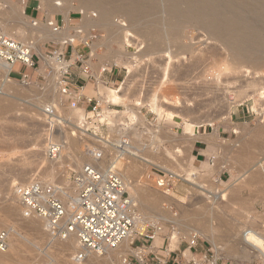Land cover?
Segmentation results:
<instances>
[{
	"label": "rangeland",
	"instance_id": "rangeland-1",
	"mask_svg": "<svg viewBox=\"0 0 264 264\" xmlns=\"http://www.w3.org/2000/svg\"><path fill=\"white\" fill-rule=\"evenodd\" d=\"M2 3L5 5L4 7L0 5V19L8 18L7 22L10 24L13 19L17 27L20 25L18 30L13 27L11 30L13 33L10 32V34L23 44L29 42L35 44L36 67L32 70L39 75L35 80L29 78L18 80L11 77L12 82L5 84L3 94L0 95L2 106H12L10 111L0 112V233L4 232L9 237L5 250L8 254L0 264H43L52 259L54 260L51 262L58 264L57 259L60 258L56 250H53L54 243L48 242L51 239L35 237L29 228L21 223L20 218L9 219L6 216L5 208L8 205H13L20 210L17 196L14 194L15 187L37 179L49 185L55 184V186L70 189L73 171L80 170L91 160L87 155L88 148L98 149L104 153L103 160L96 162L95 165L99 164L106 169L117 157V152L112 147L109 148L108 143L113 144L115 141L122 140V133L125 131L128 134L129 130L134 131L137 136L134 140L136 151L145 154L149 163L134 161L136 162L135 170L130 172L127 167L133 159H123V166L116 169L124 176L127 184H130L139 198L136 200L140 204L137 209L140 216L139 230L145 223H150L152 226L145 233L146 235L138 234L135 237L134 249H142L144 252L146 248L154 244L162 245L165 242L174 250L181 244L186 245L193 236H196L199 242L198 249L202 246L203 251L199 252V258L193 256L184 260L181 255L183 259L181 264L193 263V261H197L198 264H264V258L254 253L240 240L247 229H253L264 237V176L258 170L248 173L257 162L264 158V132L260 130L264 129V113L262 112L264 98L258 96L264 88V62L261 67L249 66L247 69H237V71L231 60H228L230 56L226 48L218 40H214L207 31L194 28L185 29L183 37L186 38L181 39L182 47L185 45L184 48L192 49L193 55L182 54L184 58L182 59L180 55L181 59H179L176 54L180 47L164 44L158 50L160 52L155 50L154 53L143 57L142 54L148 49L147 46L151 45V41L139 38L131 42L130 46L124 36L119 35L116 40L107 30L110 26L104 27L96 17L90 14L88 15L89 26L85 28V21L77 1H70L68 7L60 1L56 11L53 12L41 0H0V4ZM33 5L36 8L35 16L31 15ZM66 12L70 15L68 22L65 17ZM122 20V17L118 15L112 20V25L118 27ZM3 22L6 23V21ZM12 25L13 23L10 26ZM55 26L59 28L58 32H66L71 37L70 42L67 41L61 45L45 38L42 40L43 33L46 30L55 29ZM79 29L83 31L80 32ZM55 52L65 54L66 62H58L57 56H54ZM38 53H44L49 57L50 62L44 59L42 61ZM172 54L175 55L172 57ZM132 55L138 58L134 71L129 76L125 63L132 58ZM215 56L216 58L213 59ZM217 56L220 58L218 59ZM113 57L117 63L107 70H113L111 74L115 72L114 84L103 83L96 86L94 79L102 75V69ZM202 57L205 59L203 60ZM212 59L218 61L212 63ZM74 63H77L82 73L85 67L90 68V75H84L91 85L84 94L88 98L99 101L102 113L100 118L92 114V108L96 102L88 106L89 102L86 98H82L78 108L75 109L71 106V101L62 97L60 86L58 89L55 88L56 78L59 77L56 75L57 70L62 72L66 70L65 67L70 66L71 73V66ZM184 64L185 66L193 65V69L200 67L197 68L198 72L192 70L189 77L179 80L175 71L186 69L188 66L181 68ZM173 75L176 78H173ZM176 79L181 81L180 83L178 81L180 85ZM182 81L187 85L182 84ZM190 84L193 85L192 92L189 91ZM172 86L173 89H171ZM205 86L206 89H204ZM196 87L197 89L200 87L201 91ZM110 90H121L123 99L119 104L110 101ZM164 90L167 92L170 90L172 94L176 93V97L171 93L169 94L174 98L169 97L167 92L163 93ZM238 93H241V96ZM163 94L167 95L166 98ZM230 94L234 100L237 97L235 101L238 98L241 100L238 99L232 107L231 114L227 116L222 110ZM154 96L157 98L158 105L165 111L161 116L151 109ZM216 101L219 103L216 104ZM136 105L138 106L134 109ZM131 107L132 110H130ZM187 107L192 110V113H186ZM41 108H55L63 119L69 118L70 123L61 125L62 127L59 128L51 125L41 115ZM254 108L258 109V112ZM135 111H139L138 117ZM134 113L136 116L134 115L133 121L130 122L129 118ZM170 113H177L176 115L180 116L183 113V115L173 121L169 118ZM111 118H114L113 121ZM210 120L213 126L208 124ZM204 121L206 125L203 123L202 127L195 129L198 140H212L215 145L209 150L207 156L199 157L195 153L196 141L193 145L191 144L192 142L185 135V127L189 123ZM80 123L88 124L89 133L98 136L103 142L100 139H98L100 141H94L73 129L75 124ZM51 128H56L53 139L56 142L60 141L62 146L65 143L67 146V150L63 151L65 153L62 152L59 160L54 161L56 162L54 166L58 170L55 178L46 177L42 172L45 167L51 165V160L45 156L49 134L46 131ZM259 130L263 135L259 133ZM105 141L108 142L107 145L104 144ZM189 170L195 174L194 183L185 181V177H178L191 173ZM164 174L174 177L169 191H162L156 183L157 175ZM204 190H206L205 193ZM146 192L151 194L149 201L143 198ZM166 194H169V197ZM210 195L217 198L213 199ZM168 198L171 201L167 200ZM151 224L158 225L162 229L155 240L150 239L151 236H155V229ZM11 227L17 228L34 247L32 248L25 241L14 242L13 246V235L9 234ZM45 250L53 251L54 258H48ZM0 252L3 253V251ZM143 252L141 251L142 259L147 255ZM70 254L67 257V264H77L76 254ZM127 257L128 264H138L142 261L136 254H129L124 259ZM124 259L119 257L116 264H124Z\"/></svg>",
	"mask_w": 264,
	"mask_h": 264
},
{
	"label": "bare ground",
	"instance_id": "bare-ground-1",
	"mask_svg": "<svg viewBox=\"0 0 264 264\" xmlns=\"http://www.w3.org/2000/svg\"><path fill=\"white\" fill-rule=\"evenodd\" d=\"M41 1L43 3H45L44 5L47 6L51 12L56 11V6L60 1L64 2L65 7L66 6L68 7V4L70 1H77L79 3V6H80L79 10H80V12L84 18V21H85V24H84L85 28L87 26H89L88 15L90 14V15H93L94 17H96L97 20L102 25H104V27L110 26L109 29H107V30L111 33L113 38L115 37V39H116L119 35L124 36L126 38L127 44L130 46H131V42H135V40L139 39V38L151 41L152 42L151 45L149 47L147 46L148 49L145 48L146 50L142 54L143 57L148 56L151 53H154L155 50L158 51L159 49H161L163 47L164 44H168L169 46L177 45L178 48L180 47L181 49L179 48L178 54H176V57H179V59H181L180 55L182 57V54H187V53L189 54L190 53V55H191L193 53L192 49L184 48V47H186L185 45L182 47L181 42H183L182 40L186 38V37H183V33H184L185 29L187 30V28H194V29H198L201 31H207L214 38V40L215 39L218 40L220 42V44H222L226 48V50L230 56V59H228V60H231L230 62H232V64L234 65L235 70H237V69L240 70L243 68L247 69L249 66L261 67L263 62H264V0H41ZM4 3H7V2H4ZM4 3H2L0 5L4 7V5H5ZM118 15L120 17H122V19H123L122 23L123 24L121 23L117 27L115 25H112V20L115 17H117ZM21 17L23 18L22 14H21ZM65 17H66V21L68 22L70 19L69 13L66 12ZM7 19L6 20L0 19V23L2 25V30L5 34V36L7 38L13 40V41L19 42L16 39V37H14L13 35L10 34V32L13 33V31H11L13 29V27H16L15 29H17L20 27V25H19V27H17L15 24V21L12 19V21L11 20L10 21H11V24L13 23V25L10 26L11 24L7 22ZM3 21H6V23H8V25L6 23H4ZM10 27H12V28H10ZM42 29H44V28H41V30ZM79 30H80V32L83 31L81 29H79ZM44 31H45V29H44ZM42 36H43L42 40L45 38L47 40L55 41L61 45H64L65 43H67V41L70 42V39H71V37L66 32L65 33L58 32V30H56V29L46 30ZM19 43H21V42H19ZM21 44H23V43H21ZM23 45H27V46L31 47L33 50L35 48L34 47L35 44L30 43V42L23 44ZM177 46H176V48H177ZM187 47H188V45H187ZM158 52H160V51H158ZM39 55L41 56L42 60L44 59V61L50 62L49 57H47L44 53H41ZM94 55H96V53ZM127 55L128 54H126V57H128ZM173 55H175V54H172V57H173ZM133 57H135V56L132 55V58H129L128 62L125 63L127 66L129 76L132 75L136 61H137L136 59L138 58L137 56L135 58H133ZM217 57H218V59L220 58L219 56H217ZM114 58L115 57H113V59H111L109 64H107L104 68L102 67L103 68L102 71L114 66L117 63V60ZM183 58L184 57H182V59ZM215 58H216V56L213 59H215ZM173 59H175V58H173ZM204 59L205 58H203V60ZM213 59L211 60L212 63L217 60L216 59L213 61ZM175 61H176V59H175ZM178 62L179 61H177V63ZM190 63H192V62H190ZM201 63H202V61H201ZM169 65H168V67H169ZM199 65H201L200 61H199ZM14 66L15 65L9 64L6 60L0 59V80H1L0 95L3 94L5 84L12 82V79L10 77V69ZM174 66H176V65H174ZM182 66H184V67H181V68H185L188 65L185 66V64H184ZM196 66H194V67H196ZM198 67H200V66H197L195 69H193V65H189L184 70L175 69L177 71H175V70L174 71L176 73L177 79L182 80V79H186L187 77H189L192 73V70L197 71ZM66 68L67 67H65L64 69H66ZM165 68H164V70H165ZM176 68H177V66H176ZM178 68H180V67L178 66ZM169 69H170V67H169ZM203 69H205V68H203ZM200 70H202V68ZM214 71H216V70H214ZM61 73L62 72L61 71L59 72V69H58L56 75L59 77L56 78V84H55L56 89H58L60 86ZM210 73H212V72L210 71ZM193 74H196V73H193ZM201 74H203V73H201ZM198 75H200V74H198ZM176 76L173 75L172 77L176 78ZM164 77H165V74H164ZM203 77H204V75H203ZM192 78H194V76ZM218 78H220V77H218ZM177 79H176V81L178 83L179 80H177ZM197 80H199V78ZM224 80H225V78H224ZM228 81H229V79H228ZM180 82L181 81H179V83ZM200 83H202V82H200ZM161 84H163V83H161ZM182 84H184V81H182ZM188 84H189V82H188ZM207 84L209 85V83H207ZM174 85H175V83H174ZM179 85H177V86H179ZM184 85H187V83ZM190 85H191L190 86L191 89H189V91H191V90L193 91V89H192L193 85L192 84H190ZM221 85H223V84H221ZM221 85H219V86L221 87ZM201 86H202V84H201ZM206 86L204 89L207 88ZM173 88L174 87L172 86L171 89H173ZM187 88H189V86ZM176 89L179 92L181 91L177 87H176ZM196 89H197V87H196ZM177 90L174 89L175 92H177ZM197 90H200V87ZM262 90H263V92H260L258 94V96H260L263 99L264 98V88H262ZM164 91L165 92H163V93L167 92L166 90H164ZM194 92L196 94V91H194ZM167 93H168L167 95H169V97L172 94V92H170V90ZM169 93H171V94H169ZM180 93H182V91ZM180 93H178V94H180ZM183 93H184V91H183ZM229 93H231V92H228V94ZM173 94H175V97H176V93H173ZM218 94H220V92H218ZM228 94H226V95H228ZM231 94L228 97L226 96L227 97V99H226L227 104L225 105L224 110H222L223 114L227 115V116H229L231 114L232 107L238 102V99H239L238 98L237 101H235L237 97H235V100H234V98L232 97ZM167 95H164V98H166L165 96H167ZM180 95L185 97V95H183V94H180ZM122 96L123 95H121V90H110L109 98H110V101L113 102L114 104H119L123 99ZM186 96H187V94H186ZM172 98H174V97H172ZM218 98L220 99V97H218ZM156 99H157L156 96H154V100L152 99V102H151V105H152L151 109L153 110V112H156V114L158 113L161 116V115H163V113L165 111H163V109L158 105ZM183 99H185V98H183ZM166 100L168 101V99H166ZM170 100H171V98H170ZM239 100H241V99H239ZM180 101H181V98H180ZM185 101H186V99H185ZM218 103L216 101V104H218ZM139 104H141V103H139ZM57 106H58V104H57ZM137 106L138 105H136V107L134 106L133 108L135 109V108H137ZM11 107L12 106H2L1 102H0V112L1 113H4L6 111H10ZM205 107H207V106H205ZM133 108L131 107L130 110H132ZM256 108H254V109H256ZM47 109L48 108L42 109L41 115L46 120H48V122H50L51 125H56L59 128L61 125H66V124L70 123L69 118L63 119V116H61V114H59L58 112H57L58 114H56V115L55 114L53 116L49 115L47 112ZM185 110H186V113H192V110L188 107ZM262 110H260V111H262ZM136 111H137V109H136ZM255 111L258 112V109H256ZM260 111H259V113H260ZM138 112H136V115ZM262 112L264 113V111H262ZM138 114L140 115V113H138ZM176 114L170 113L169 118L174 121L175 118H179V117L181 118L183 115V113L182 114L179 113V114H181V116L176 115ZM134 115H135V113L133 114V116H131L129 118L130 122H132L133 117L136 116V115L135 116ZM110 117L111 116H109V118ZM136 117H138V115ZM139 118L141 119V117H139ZM113 119L111 118V121H113ZM206 122H208V120ZM206 122L204 121V122L186 124L185 135H187L186 137H188V139L192 142L191 143L192 145L199 138L198 135L196 134L195 129L202 127L203 123H205V125H206ZM208 124L210 126H213V123L211 120L209 121ZM73 129H75L81 135L88 136V137H90V139L92 138L94 141L95 140H97V141L101 140V138H99L98 136L89 133L90 129H89L88 124H82V123H80L78 125L75 124L73 126ZM60 130H62V129H60ZM260 130H263L262 132H264V129H260ZM260 130H259V133L261 132ZM128 132H130V133L127 134V132L125 133V131H124L122 133L123 139L119 140V141H115L116 144H114L115 142H113V144H112L111 142L108 143L105 141L104 144L107 145V143H108V147L109 148L112 147L117 152V157L114 160H112V162L110 163V166H108V168H106V169L110 170L112 168L122 177V179L125 183V187L129 193L130 197H131V200L133 201V203L136 207L137 221H136V225H135V231L139 232L140 234H145L147 232V227L150 225V223H145L144 226L142 227V229L139 230L140 227L138 224L140 222V216L137 213V209H138V207H140V204L136 201L139 198H137V196H136L137 194L135 192H133V188L130 186V184H127L124 176L121 173H119V171H117V169H116V167L123 166V161H122L123 159H127V160L133 159V162L131 164H129V166L127 167L130 172H133L135 170V163L136 162H134V161H141L144 164L149 163V159L145 156V154L137 152L136 148L134 147V145H135L134 140L137 137L135 135L134 131L131 132L129 130ZM124 133H125V135H124ZM261 135H263V133ZM98 139H100V140H98ZM189 140H188V142H189ZM63 146H64L63 151H66L67 150L66 143ZM63 153H65V152H63ZM87 155H85V156L87 157ZM101 161H98V162H101ZM50 163H51V165H49L48 167H45V169L42 172L46 177L55 178L56 175L58 174V170L54 166V163L56 165V162L51 161ZM87 163H90L93 165L96 164V162H92L91 160H89ZM256 170H258L264 176V158L261 159L260 162H257V164H255V166L253 168H251V170L248 171V173L249 172L252 173L253 171H256ZM190 172L191 173H189V174H186L183 176L180 175L178 177H185V181L194 183L196 180L194 178L195 174L193 171H190ZM22 176L23 175L21 174V177ZM25 176L26 175H24V177ZM32 181H34V180H32ZM45 184H47V183H45ZM47 185H49V184H47ZM51 186L56 187V189L61 188V190L63 191V196H62L61 200L64 202V204H65V206L69 212V210L71 209V203H72V198H71L72 192L74 190L73 184L70 185V189H67L64 186H55V184L51 185ZM16 187L14 189V194L17 196V191H16L17 188ZM202 190H203V187H202ZM129 191H131V192H129ZM205 192H206V190H204V193ZM150 195L151 194L146 192L145 196H143V198L145 197L144 199L149 201V199L151 198ZM206 195H209V194H206ZM167 196L169 197V194ZM210 197L213 199L217 198V197H212V195H210ZM167 200H170V198H168ZM17 202L20 205V206L18 205L20 210L15 208L13 205H8L5 208L6 209V212H5L6 216L9 219L10 218L11 219H17V217L20 218L21 223L25 224L29 228V231L32 232V234L35 237H39V238L42 237V239H43V237L44 238L47 237L48 240L51 239L48 242L52 241L54 243V246L52 245L54 248L53 247H51V248H53V250L55 249L56 250L55 252H57V256L60 257L57 259L58 264H67V261H68L67 257H69L70 253H75L76 257H77V255L81 251H83L79 245L77 237L74 234H71L70 236H68L66 240H61V239L52 237L51 234H49L47 232L44 221L41 218L33 216L28 211H26V209L23 207L21 201L19 200L18 196H17ZM165 219H167V218L165 217ZM174 223H176V222H174ZM176 224H178V223H176ZM151 225H153V224H151ZM154 227H158V225H154ZM4 231L7 232L8 230H4ZM9 231L11 232V233L9 232V234L13 235L12 236L13 237V241H12L13 246H14V242L21 243V242L25 241L26 244L31 245L32 248L34 247V245L31 243V241L28 240L24 235H22L17 228L11 227V228H9ZM161 231H162V229L160 227H158V229L156 231L157 233H156L155 239ZM1 233H3V232H1ZM1 233H0V235H1ZM133 233H134V231H133ZM135 237H136V235L133 234L131 236V238L126 239L116 249L105 247L103 250H101V252L86 251V255H87L86 259L84 261H80V262L77 261V259H76L77 264H116L119 257L124 259V257L129 255V254H136V255H138V258L141 260L142 259V253H141L142 249L139 250V249L133 248V243L136 239ZM240 240L244 245H246V247L252 249V251H254V253H258L260 256H262L264 258V237L261 236V234L257 233L253 229H247L242 234ZM9 245H11V244H9ZM8 247L11 248L10 246H8ZM48 248H50V246ZM48 250L47 251L45 250L44 252L48 258H51L52 256H54L53 251H48ZM7 254H8V252H6V251H3V253L0 252V263H2L4 261V258L6 257ZM52 258H54V257H52ZM52 260H54V259H52ZM123 261H124V264H128V257H127V259H124ZM50 262L46 261L43 264H54L53 262H51V263ZM55 264H57V263H55Z\"/></svg>",
	"mask_w": 264,
	"mask_h": 264
},
{
	"label": "built area",
	"instance_id": "built-area-1",
	"mask_svg": "<svg viewBox=\"0 0 264 264\" xmlns=\"http://www.w3.org/2000/svg\"><path fill=\"white\" fill-rule=\"evenodd\" d=\"M54 28L59 30L57 26ZM54 56H57L58 62H66L65 54L55 52ZM34 58V50L27 45L7 38L0 23V59L6 60L11 65L19 64L25 69L31 70L36 67ZM90 72L88 66L83 69L84 74L90 75ZM107 73H110V71L106 69L102 71V75L94 79L96 86L106 83L103 76ZM22 78V80H25L27 76L22 75ZM60 80L62 97L71 101L73 108H78L83 96L78 91L73 90L74 83L71 80L70 66L62 71ZM86 100L89 104L96 102L92 108V114L94 117L100 118L102 113L99 101L94 98H86ZM47 112L51 116L58 114L55 108H49ZM48 130L46 131L49 134L45 156L48 160L57 161L62 155L63 146L60 141L56 142L53 139L56 128ZM87 153L92 162H98L104 158V153L98 149L88 148ZM173 180L174 177L170 174L157 175L156 183L163 191H169ZM71 184H73L74 190L69 212L61 200L63 196L61 188L56 189L54 186L35 179L24 185H18L16 191L26 211L33 216L41 218L44 221L47 232L52 237L61 240H66L71 234L77 237L83 250L77 255V261L80 262L86 259V251L101 252L105 247L116 249L126 239L131 238L133 234L136 237L140 234L135 231L137 221L136 207L131 200L122 177L115 170L112 168L107 170L99 164L95 166L86 163L80 171H73ZM151 227L149 225L147 231ZM153 228L155 231L158 229V227ZM155 231L156 236L157 232ZM140 235L143 236L144 234ZM155 236H151L150 239L155 240ZM7 242V234L1 233V251L6 250ZM187 247L197 253L199 247L198 238L193 236L187 243ZM184 264H198V262L193 261V263L186 262Z\"/></svg>",
	"mask_w": 264,
	"mask_h": 264
},
{
	"label": "crops",
	"instance_id": "crops-1",
	"mask_svg": "<svg viewBox=\"0 0 264 264\" xmlns=\"http://www.w3.org/2000/svg\"><path fill=\"white\" fill-rule=\"evenodd\" d=\"M29 7V6H28ZM31 15H36V8L33 5ZM43 61V60H42ZM113 70L110 72L112 73ZM15 72H17V75H15ZM107 73L103 76L104 81L107 84H114L116 74ZM111 74V75H110ZM22 75L27 76L29 79H36L39 75V73H34V71L27 70L22 65H15L10 69V77H14L15 79H23ZM71 80L74 83L73 84V90L78 91L80 95L83 96V98H88L84 92L89 88V85H91V82H88L87 77L82 73V70L77 67V63H74L71 66ZM88 106H92V104H89ZM88 108V107H87ZM215 145V142L212 140L204 141V140H198L195 143V153L197 156H207L209 153V150L212 148V146ZM203 251V247L200 246L198 249V252L195 253L194 251L190 250L186 245H180L177 249H172L171 245H166L164 242L162 245H152L150 248H146V251L142 252L146 255V258H143L141 262L138 264H179L183 260L181 258V255L184 257V260L187 258H193V256H196L197 258L200 256L199 252Z\"/></svg>",
	"mask_w": 264,
	"mask_h": 264
}]
</instances>
